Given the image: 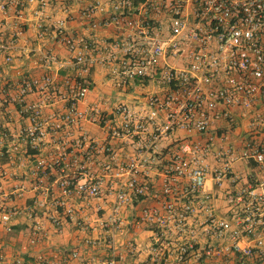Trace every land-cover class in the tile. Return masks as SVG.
<instances>
[{"label": "built area", "instance_id": "2783aa9c", "mask_svg": "<svg viewBox=\"0 0 264 264\" xmlns=\"http://www.w3.org/2000/svg\"><path fill=\"white\" fill-rule=\"evenodd\" d=\"M28 1L40 7L48 2ZM102 1L108 5L103 17L96 16L103 10L97 2L83 3L78 12L90 28L111 23L120 29L109 42L113 85L120 89L133 80L153 79L159 86L144 93L136 109L122 102L115 104L120 122L111 135L130 139L140 136L131 133L153 124L161 112L162 121L155 130L163 133L145 134L146 139L131 141L134 151L124 164L103 163L113 176L126 175L124 181L116 183L109 212L100 221L107 240H113L120 229L121 207L146 192V183L138 175L142 168L160 160L145 151L166 135L175 136V141L170 159L161 164L159 202L141 206L133 214L134 221L153 227L159 240H264V0ZM17 2L0 0V12ZM56 28L58 41L72 53L77 65V74L65 79L67 93L61 94L66 101L62 119L69 123L84 116L77 102L89 89L86 74L97 60L85 52L87 40L66 32L60 22ZM5 47L0 43V51ZM48 83V75L40 80L25 79L10 99L22 101L33 86ZM23 109L31 123L18 140L33 149L43 133L39 108L28 103ZM210 127L217 129L216 134H203L198 139L166 134L177 128L206 132ZM233 134H237L236 139ZM79 145L80 139L75 140L74 146ZM93 148L112 159L108 145ZM60 156L52 160L54 166L64 165ZM44 168L45 162L38 159L34 166L37 186H42L37 173ZM80 169L81 178H58L60 192L85 198L100 196L105 174L90 177L84 165ZM8 194L1 193L0 197L8 198ZM51 204L52 210L45 217L56 231L61 229L64 217L86 231L87 224L64 198L54 197ZM218 207L220 211L215 212ZM15 212L12 206L3 207L0 222L7 223ZM5 229L12 231L9 224ZM44 233L35 221L29 225L26 239L40 240ZM38 242L27 241V245ZM161 243L162 251L154 247L150 251L152 262L165 264L173 250L176 264H186L189 258L213 264L219 260L222 264H264V241ZM70 256L75 258L77 252L72 251ZM12 264L22 263L16 259ZM38 264L59 263L39 260Z\"/></svg>", "mask_w": 264, "mask_h": 264}, {"label": "crops", "instance_id": "0c3cea01", "mask_svg": "<svg viewBox=\"0 0 264 264\" xmlns=\"http://www.w3.org/2000/svg\"><path fill=\"white\" fill-rule=\"evenodd\" d=\"M17 1L13 7L0 12V43L6 46L0 51V195L10 193L8 198L0 197V210L10 206L16 209L10 221L0 222V240H27L26 231L35 221L45 232L40 240H107L100 221L109 212L116 183L124 181L126 175L113 176L103 163L109 161L114 166L124 164L134 151L131 141L136 142L140 137L146 139L145 134H163L155 130L162 121L161 112L153 124L147 123L143 130L131 133L140 136H133L132 139L113 137L112 130L120 122L114 106L122 102L136 109L142 95L158 90L159 86L153 79L144 82L133 80L120 89L113 85L109 42L119 35L120 29L111 23L90 28L78 12L83 3L97 2L103 10L96 12V16L103 17L108 9L104 1L48 0L42 7L34 1ZM59 22L66 32L87 40L85 52L97 60L86 74L89 89L77 102L84 116L69 123L62 119L66 101L61 94L67 93L65 79L77 74V65L73 62L72 53L58 41L56 27ZM4 55L8 58L5 59ZM43 75L50 77V83L33 86L24 94L22 101L10 99L23 80H40ZM28 103L38 106L43 130L38 145L33 149L18 140V135L31 123L29 113L22 110ZM216 131L213 127L206 132L177 128L166 134L198 139L202 138L200 135L216 134ZM236 135L233 134L234 139ZM77 139H80V145L75 147ZM173 139L175 136H161L150 150L145 151L160 162L153 161L149 168H142L138 178L146 183V192L132 197L121 207V226L113 240H159L157 233L151 229L153 227L135 222L133 214L141 206L159 202L160 168L162 162L170 159ZM14 144H17L16 149H13ZM101 145L111 147L112 159L108 160L105 153L93 148ZM59 155L64 161L61 167L52 164V160ZM38 159L45 162L44 172L37 173L42 186L35 185L34 166ZM81 164L87 168L90 177L105 174L100 196L85 198L60 192L56 185L58 178H81ZM207 186L213 188L210 182ZM54 197L64 198L75 209L76 215L87 224L86 231L77 227L69 217H64L59 231L52 227L45 215L52 210ZM219 211L220 207L215 210ZM6 224L11 226L12 231L5 229ZM153 247L162 251L160 241H113L112 244L108 241H93L91 244L85 241H39L35 245H27V241H0V264H12L16 259H20L22 264H38L39 260L59 264H109L110 261L114 264H164L160 260L151 261L149 254ZM72 251L77 252L75 258L70 256ZM172 251L165 264H176ZM220 261L217 264H222ZM186 264L213 262H197L189 258Z\"/></svg>", "mask_w": 264, "mask_h": 264}, {"label": "trees", "instance_id": "16d2710c", "mask_svg": "<svg viewBox=\"0 0 264 264\" xmlns=\"http://www.w3.org/2000/svg\"><path fill=\"white\" fill-rule=\"evenodd\" d=\"M90 85V84H89Z\"/></svg>", "mask_w": 264, "mask_h": 264}]
</instances>
